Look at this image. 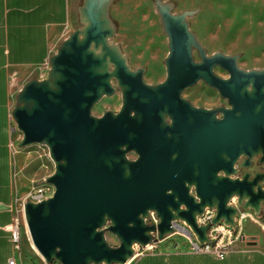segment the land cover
<instances>
[{"label":"water","instance_id":"obj_1","mask_svg":"<svg viewBox=\"0 0 264 264\" xmlns=\"http://www.w3.org/2000/svg\"><path fill=\"white\" fill-rule=\"evenodd\" d=\"M115 1L81 0L79 24L50 55L45 77L27 79L15 95L17 147L46 146L54 166L45 178L52 195L23 203L31 243L47 264H125L135 245L170 235L173 221L212 244L211 224L235 228L233 197L264 220V67L241 68L240 53L209 54L189 21L198 9L175 12L173 0H153L167 54L165 78L148 83L146 67H131L112 42ZM199 81L230 107H195L181 96ZM117 91L118 112L92 113ZM256 157L263 169L251 172ZM205 208L215 216L198 225ZM151 212L157 223L147 222Z\"/></svg>","mask_w":264,"mask_h":264},{"label":"rangeland","instance_id":"obj_2","mask_svg":"<svg viewBox=\"0 0 264 264\" xmlns=\"http://www.w3.org/2000/svg\"><path fill=\"white\" fill-rule=\"evenodd\" d=\"M173 1L175 12L183 9L199 10L196 15L189 18V21L191 29L194 30L193 27L197 29L198 38L209 54L216 50L228 54L240 53L238 65L241 68L264 67V0ZM111 18L117 26V33L112 42L120 45L131 67H146L144 73L146 82L162 81L165 78L163 59L167 54V39L161 29L153 0H116L111 7ZM78 24L77 14L75 27ZM195 57L197 58L196 54ZM214 71L216 74H225L219 67H215ZM183 96L199 104L212 105L220 102L217 91L209 89L202 81L186 88ZM119 103L118 91L111 97L102 98L93 107L92 113L101 115L106 109L117 110ZM18 134L21 138L19 131ZM20 149L23 152L21 166L25 179L23 197L25 202L29 199L30 192L37 187L48 188L49 184L45 182V178L53 173L54 166L46 146L33 144ZM262 167L263 165L260 166ZM251 168L257 167L254 165ZM152 215L154 216L153 212ZM147 222H152V217H149ZM243 223L242 236L233 247V251L240 256L230 258L228 261L217 260L212 255L199 256L181 259L177 264H263L260 259L253 258V254L255 252L264 254V220L258 218L256 223L246 218ZM23 224L30 240L24 218ZM107 240L112 245L118 244L117 239L111 234H107ZM30 245L31 250L37 253L31 240ZM135 247L137 249L135 256L127 264H133L138 259L152 254L154 256L158 251L139 245ZM44 263L47 264L45 261Z\"/></svg>","mask_w":264,"mask_h":264},{"label":"crops","instance_id":"obj_3","mask_svg":"<svg viewBox=\"0 0 264 264\" xmlns=\"http://www.w3.org/2000/svg\"><path fill=\"white\" fill-rule=\"evenodd\" d=\"M78 5L79 0H0V264H8L9 259L15 264H45L31 250L24 230L23 152L17 147L20 135L11 111L22 84L31 77H45L50 55L75 28ZM15 224L20 234L17 246L10 232ZM171 244L163 241L148 257L177 264L181 259L212 255L178 251ZM238 256L232 251L223 260ZM253 258L264 264V254L255 252Z\"/></svg>","mask_w":264,"mask_h":264},{"label":"built area","instance_id":"obj_4","mask_svg":"<svg viewBox=\"0 0 264 264\" xmlns=\"http://www.w3.org/2000/svg\"><path fill=\"white\" fill-rule=\"evenodd\" d=\"M50 191V193H48ZM53 187L51 185L48 188L44 187H37L29 194V200L34 202L41 201L49 196L52 195ZM229 204L237 208V214L235 215L234 222L235 228L231 226L225 225L222 222L217 224H211L207 229V237L209 241H213V243L205 242L200 243L193 232L190 230L188 225L185 224L183 221H173L172 227L173 232L170 235H166L163 240L155 239L150 244L145 246L148 249L159 250L160 245L163 241L169 240L171 241V245L175 250H185L190 251L193 253H210L212 254L217 260H223L229 252L233 251V247L235 246L236 242L242 236L243 230V222L246 218L251 219L253 222L258 221V216H256L250 210H243L237 204V198L233 197ZM215 216V210L205 208L202 215L197 216V224L198 225H206L210 223L213 217ZM152 217V222L148 223H157L158 219L155 215L150 213ZM11 239L13 243L17 246L19 243V229L18 225L15 224L11 230ZM160 244V245H159ZM159 245V246H158ZM137 246V245H135ZM135 247V252H136ZM128 263V262H127ZM125 263V264H127ZM8 264H15L14 259H9ZM57 264H59L57 262Z\"/></svg>","mask_w":264,"mask_h":264},{"label":"flooded vegetation","instance_id":"obj_5","mask_svg":"<svg viewBox=\"0 0 264 264\" xmlns=\"http://www.w3.org/2000/svg\"><path fill=\"white\" fill-rule=\"evenodd\" d=\"M239 60V59H238ZM218 67V66H217ZM220 68V67H219ZM215 69V68H214ZM223 70V69H222ZM224 71V73L225 74H223V75H221V74H217L218 76H220V77H228V73L225 71V70H223ZM215 72V71H214ZM216 74V73H215ZM203 82V81H202ZM149 83V82H148ZM154 83H156V82H154ZM204 83V82H203ZM205 84V83H204ZM206 85V84H205ZM207 86V85H206ZM209 89H211V90H213V91H216L214 88H212V87H209V86H207ZM118 92V91H117ZM116 92V93H117ZM120 93V92H119ZM219 95V94H218ZM181 96L183 97V98H185V99H188L190 102H191V104L193 105V106H195V107H203V108H206V109H214V108H217V107H224V108H229L230 106L227 104V101H226V99H224V98H222V97H220V95H219V98H220V102L219 103H215V104H212V105H206V104H199V103H195V102H193L192 100H190L189 98H187V97H185V96H183V92H182V94H181ZM120 106H121V95H120V103H119V107H118V109L117 110H113V111H115V112H118L119 111V109H120ZM216 116H217V118H222V113L219 111L217 114H216ZM165 119H166V121H167V123L168 124H171V119H170V117L168 116V115H165ZM193 120H198V119H196V118H194L193 117ZM196 122H199V120L198 121H196ZM127 157L129 158V159H131V160H135V159H137L138 158V154H136L134 151H131V152H129L128 154H127ZM244 156L243 155H240L239 156V158H238V160H237V162L235 163V167H237L238 166V164L239 163H241L243 160H244ZM252 161H253V166L254 165H256V167L257 168H250V171L251 172H254V171H261L262 169H263V167L262 168H260V166L261 165H259L258 163H257V161H258V157H256V158H253L252 159ZM252 169V170H251ZM243 171H244V169H240L239 170V175H241L242 173H243ZM191 192L193 193V190L191 189Z\"/></svg>","mask_w":264,"mask_h":264},{"label":"trees","instance_id":"obj_6","mask_svg":"<svg viewBox=\"0 0 264 264\" xmlns=\"http://www.w3.org/2000/svg\"><path fill=\"white\" fill-rule=\"evenodd\" d=\"M135 264H163V263L161 258L159 257H143L137 260Z\"/></svg>","mask_w":264,"mask_h":264},{"label":"bare ground","instance_id":"obj_7","mask_svg":"<svg viewBox=\"0 0 264 264\" xmlns=\"http://www.w3.org/2000/svg\"><path fill=\"white\" fill-rule=\"evenodd\" d=\"M132 259H133V258H132ZM132 259H131V260H132Z\"/></svg>","mask_w":264,"mask_h":264}]
</instances>
